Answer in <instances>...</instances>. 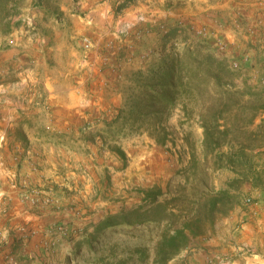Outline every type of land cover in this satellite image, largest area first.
Masks as SVG:
<instances>
[{
  "label": "crops",
  "instance_id": "obj_1",
  "mask_svg": "<svg viewBox=\"0 0 264 264\" xmlns=\"http://www.w3.org/2000/svg\"><path fill=\"white\" fill-rule=\"evenodd\" d=\"M124 1L79 0V7H56L64 16L50 18L47 34L29 36L30 48L17 53H22L17 58L22 62L45 65L44 71L33 72L30 98L37 105L36 112H50V124L66 131L68 125H84L118 114L123 98L117 78L122 77L127 63L124 52L143 35L140 28L165 19L156 11L161 7H222L220 33L229 44L244 38L253 44L245 49V76L251 74L250 61L260 75L264 74V21H260L264 0H221L216 4L210 0H129L118 10ZM241 26L251 28L252 33L246 35ZM85 36L92 39L93 49L83 59L77 49ZM245 41L238 45L247 46ZM9 54L15 64L16 53L12 50ZM4 80L0 93L12 86ZM16 106L15 100L0 94V108ZM24 138L14 131L7 141L0 142V264H69L66 255L72 253V247L63 235L70 214L59 192L63 187L56 185L65 183V178L52 158L58 148L43 144L45 137L37 131ZM250 189L256 201L248 207L237 205L215 224V233L205 239L204 247L191 250L189 257H194L196 264H264V186L251 182Z\"/></svg>",
  "mask_w": 264,
  "mask_h": 264
},
{
  "label": "rangeland",
  "instance_id": "obj_2",
  "mask_svg": "<svg viewBox=\"0 0 264 264\" xmlns=\"http://www.w3.org/2000/svg\"><path fill=\"white\" fill-rule=\"evenodd\" d=\"M78 1L16 0L18 22L11 33L0 36V82L4 77V82L9 80L12 84L3 93L15 100L17 106L12 109L4 108V110L0 108V142L3 144L7 141L14 131L20 139H25L28 132L37 131L45 137L43 144L58 148V151L52 152V158L53 163L63 170L61 177L65 178V183L57 182L56 185L63 187L59 192L64 197L62 198L65 201L63 206L69 210L70 214L69 221L66 222L68 230L63 235L64 240L67 239L72 247V253L66 255L67 263L154 264L155 246L166 231V225L157 227L154 224H148L128 229L121 227L105 229L103 230L105 235L102 233L100 238L91 243L86 240L89 239L90 232L96 225L108 215L145 204L147 190L159 187L166 193L164 197H170L185 182L184 170L189 164L190 154L177 116L166 123L171 136L165 144L158 143L150 136L146 128L138 126L127 128L113 138L112 142L120 145L127 153V161H124L107 146H103L100 140L96 142L82 140L80 129L86 123L79 126L68 125L65 131V127L50 124V118H52L50 112L48 114L44 110L36 112L37 105L32 97L30 98V86L34 83V70L42 72L45 70V65L29 60L22 62L17 59L22 55V53L17 54L20 50L30 48L32 39L29 36L33 35L34 38L35 33H46L50 18L55 17L56 20H60L64 16L63 12L58 13L56 7H79ZM220 1L208 2L216 4ZM202 4L205 5L204 2ZM156 11L158 14L163 13L165 19L153 20L140 28L143 35L136 42L139 45L133 42L129 50L124 52L127 63L124 68L120 65L121 69L123 68V75L117 78L120 86L118 91L122 93L123 102L131 90L134 73L139 69H146L159 56L161 36L171 24H180L188 29L193 37L206 39L215 44L221 52L233 58L235 65L247 64L243 62L247 58L245 49L253 44L251 40L246 42V38L241 40L245 41L247 46L238 45L242 44V41L229 44V40L220 33L224 13L222 7H161ZM260 21H264V8L261 10ZM235 28H237L236 24ZM241 28L246 35L252 33L251 28L247 29L245 26ZM140 46L141 49H139ZM12 50L16 53L15 64L11 63V56H9ZM77 50L79 58L83 59L90 52V49H86L83 44H80ZM66 56L64 55L63 64L67 61ZM75 56L73 54V57ZM249 63L252 65V68L249 66L250 80L264 85V74L260 75L259 68H255L251 61ZM28 73H31V76ZM98 119L107 118L99 117ZM93 122L97 121L93 119L87 123ZM99 125L103 127L102 123ZM54 132L62 135L54 134ZM260 159L259 170H257L260 173V180H256L254 178L256 174L251 173V179L249 178L248 181L241 180L232 185V181L238 177L234 170L228 167L210 168L212 177L210 189H228L235 195L236 206L248 207L257 199L250 189L251 181L254 179L257 187L264 186V154L260 156ZM247 199H252V203L248 204ZM229 215L230 213L218 218L216 223ZM215 230V227H208L207 234L197 238L188 252L183 250L168 264H196L194 257H189L191 250L204 247L205 239L214 234ZM80 241L85 244L76 250L75 245Z\"/></svg>",
  "mask_w": 264,
  "mask_h": 264
},
{
  "label": "trees",
  "instance_id": "obj_3",
  "mask_svg": "<svg viewBox=\"0 0 264 264\" xmlns=\"http://www.w3.org/2000/svg\"><path fill=\"white\" fill-rule=\"evenodd\" d=\"M128 4L125 0L118 10ZM17 13L16 0H0V36L13 31ZM130 87L118 114L86 123L80 129L81 139L100 140L127 161L126 151L113 143V138L138 126L165 144L171 136L166 123L177 116L190 154L185 182L170 197H164L166 193L159 187L147 190L145 204L108 215L86 241L105 235V229L166 225L155 246L154 264H168L236 207L235 195L228 189H210V168L234 170L238 177L232 185L248 181L252 174L260 180L257 170L264 154V85L246 77L243 66L235 65L215 44L193 37L176 23L161 36L159 56L146 69L134 73ZM83 244L77 242L75 249Z\"/></svg>",
  "mask_w": 264,
  "mask_h": 264
},
{
  "label": "built area",
  "instance_id": "obj_4",
  "mask_svg": "<svg viewBox=\"0 0 264 264\" xmlns=\"http://www.w3.org/2000/svg\"><path fill=\"white\" fill-rule=\"evenodd\" d=\"M83 46L86 49H92L93 48V42H92V39L89 36H85L83 38ZM247 203L251 204L252 203V199H247Z\"/></svg>",
  "mask_w": 264,
  "mask_h": 264
}]
</instances>
